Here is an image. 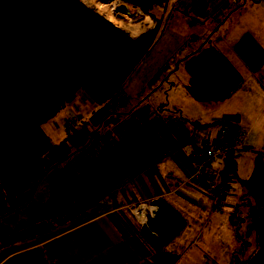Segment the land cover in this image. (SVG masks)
<instances>
[{"label": "trees", "instance_id": "trees-1", "mask_svg": "<svg viewBox=\"0 0 264 264\" xmlns=\"http://www.w3.org/2000/svg\"><path fill=\"white\" fill-rule=\"evenodd\" d=\"M99 1L107 4L113 0ZM123 1L139 8L155 25L134 39L129 64L119 74L115 61L118 47L110 37L96 34L90 40L69 41L68 20L60 0H0V207H6L0 221L20 210H26L28 215L14 229L7 222L0 225V247L65 228L113 190L176 151L197 128L216 125L231 131L238 129L227 121L200 123L182 118L188 121L186 127L178 120L169 124L152 117L147 99L158 86L129 105L130 97L124 92L127 78L155 43L161 22L157 12L164 11L169 0ZM178 63L187 75L185 91L197 102L224 103L243 83L238 68L209 41ZM169 68V64L162 65L164 71ZM82 70L92 72L80 88L99 108L86 123L55 142L41 125L73 101L75 94L69 88L68 76ZM114 107L119 110H112ZM126 108L129 109L125 111ZM120 116L131 118V129ZM111 125L115 126L113 130L100 133ZM120 125L124 127L119 134L121 143L116 138L109 140L108 146L93 155L97 143L110 139ZM180 126L182 132L176 129ZM158 128L165 134L153 145L141 138L132 143L123 141L130 133L146 129L154 132ZM241 149L230 151L219 170L221 177H232L242 188L230 214L231 219L237 212L243 211L244 216L241 225L233 226L240 247L233 251L231 264H239L241 253L247 250V241L239 233L245 222H249V232L255 235L253 253L245 264H264V151H259L252 174L243 178L238 175L237 153ZM80 150L85 156L77 161L79 170L55 188L59 196L52 209L34 201L47 174ZM189 241L180 244L166 264H173L178 254L188 248Z\"/></svg>", "mask_w": 264, "mask_h": 264}, {"label": "rangeland", "instance_id": "rangeland-1", "mask_svg": "<svg viewBox=\"0 0 264 264\" xmlns=\"http://www.w3.org/2000/svg\"><path fill=\"white\" fill-rule=\"evenodd\" d=\"M60 2L64 7L68 20L67 34L69 41L79 42L90 40L96 34L110 37L118 47V50L115 51V61L116 70L119 74L124 72L131 59L130 54L133 41L138 37L134 35L137 31L145 32L149 27H154L155 25L149 16H144L139 8L131 5V11H125L123 14L132 20L130 30L125 31L121 29V33H119L109 26L103 27L105 23H109L112 27L115 26L109 21L104 20L102 18L103 16L101 17L93 9L88 8L82 0H60ZM124 3L118 2L117 6ZM81 4L87 9H90V11L86 10ZM125 5L128 6L127 4ZM228 5V0H169L166 9L157 12L161 18V22L155 43L146 58L130 73L124 87V92L130 97L129 105L137 102L138 99H141L146 93L158 86L147 99V103L152 110V117L159 118V120L169 124H173L174 121L178 120L186 127H189L188 121L182 118L195 120L200 123L207 121L208 116L211 114V109L204 103L193 100L186 93L185 81L187 75L182 64L178 63V61L186 57L205 41H209L211 44H215L239 68V71H246L244 52L242 51L244 44L239 45L236 41H233V43L231 39L228 41L226 37L235 21V15L230 16L231 9L225 11V7H228ZM219 6L223 7V11H218ZM229 16L230 18H228ZM116 18L125 19L122 16H117ZM218 27L219 29L217 30ZM115 29L118 28L115 27ZM142 33H139V35ZM164 64L170 65L167 71L162 70V65ZM91 72V70H82L69 73V88L74 92L75 98L41 125L45 133L53 141L59 142L66 134L71 133L65 128L67 118L77 116L79 118L77 122L78 127L86 123L89 116L99 108V105L80 88L81 82ZM128 109L126 108L124 110L126 111ZM112 110L118 111L119 109L114 107ZM233 112L235 115L238 112L237 117L243 120V122L245 121L246 118H244V115L242 117L241 109H234ZM120 117L127 122L131 120L128 117ZM263 121L264 115L260 122ZM126 125L129 129L132 128L129 122ZM260 126H264V122L258 123L257 129ZM113 127L115 126L111 125L102 132L100 131V133L113 130ZM118 128L119 130L117 132L110 135V139L105 140V142L103 139L97 143L94 147L93 155L99 154L106 145L108 146L109 140L116 138L119 142L121 141L119 134L123 131L124 127L120 125ZM176 129L180 132L183 131L182 126ZM216 131V125L194 130L187 142L151 166L150 171L156 177L155 182H158V187L165 190L168 188L166 182L169 185L175 182V186L183 181L188 174V170L192 169L193 161L191 165L189 161L192 155L193 143L200 144L202 141L213 142L218 138V136L215 138ZM164 134L165 130L162 128H158L154 132L146 129L143 133L135 132L133 135L130 133L123 141L132 143L138 138H141L150 146L155 144ZM237 154H239L237 158L238 175L247 178L252 174L256 157L261 152H254L246 148L241 149ZM73 155L68 161L62 163L59 169H54L47 174L39 191L36 193L34 201L43 203V205L45 204L49 210L52 209L54 199L59 196V192L57 193L55 188L59 187L61 183L64 185L67 182L66 179L71 176L72 172L79 170L77 161L80 157L85 156V153L80 150ZM222 160L220 165L223 166L224 159ZM69 169H72V171ZM217 169L219 171L221 168L217 167ZM152 182H154L153 177ZM234 184L237 190L232 194L228 203L226 199V206L220 213H209L208 204L210 200L208 201L206 194L200 188L195 187L190 182L180 186L170 196L166 197L169 204L177 203L181 212H185V206L186 211L189 212L188 217L190 218L189 225L187 224L183 231L185 234L184 237L190 240L189 242L191 243L182 252V256L176 264H231L233 262L231 255L233 251H236L240 247V243L233 235V226L241 225L242 218L244 217L242 211L240 213L237 212V215L235 214L232 219L230 218V214L234 211V205L242 192L241 186L235 179ZM140 186L141 188L137 187V191L140 189L144 190V185L142 184ZM5 210L6 207L5 209L0 207V216ZM11 217L14 222L11 225L13 229L17 225H22L23 220L28 219L26 210L14 212ZM4 222H7V220L1 221L0 225ZM137 222L141 223L140 221ZM249 226V222H245L239 231L242 239L247 241L245 246H248L246 252L241 253L242 255H240L239 261H237L239 264H245L247 262L255 246V235H251ZM62 229L64 228L52 230L50 233H55ZM177 239L178 237L173 239L171 244L165 250H162L163 252L158 253L157 261H159V264L167 252L177 248L180 242ZM146 261V264H151L149 260Z\"/></svg>", "mask_w": 264, "mask_h": 264}, {"label": "crops", "instance_id": "crops-1", "mask_svg": "<svg viewBox=\"0 0 264 264\" xmlns=\"http://www.w3.org/2000/svg\"><path fill=\"white\" fill-rule=\"evenodd\" d=\"M228 1L229 5L225 7V11L231 9L230 16L235 15V21L226 37L228 41L231 39L232 42L236 41L239 45H245L242 51L246 71H240L243 83L229 100L220 104L204 103L211 109V114L204 123L216 121L233 123L238 126V129L247 131L244 139L245 146L242 150L249 147L255 151H264V126L257 129L258 123L264 122H260L264 115V0ZM219 7L218 11H223V7ZM105 26L121 33V30L115 29L109 23L103 24V27ZM151 28L153 27H149ZM234 109H241L242 117L244 115L246 118L244 122L237 117L238 112L235 115ZM216 127L215 138L221 131V126ZM194 145L196 143H193ZM192 161L193 155L190 156V165ZM222 161L221 159L216 162V168L223 167L220 165ZM150 169L151 167L147 168L113 190L71 221L64 229L55 233H42L0 247V264H146V260H149L151 264H159L158 253L165 250L171 241L161 251L153 250L139 233L143 223L137 222L129 208L136 203L159 197L166 200V197L180 186L189 183L191 169L179 184L174 186L175 182L172 185L166 182L168 188L165 190L158 187V182H155L156 177L152 175ZM142 184L144 190L137 191V187L141 188ZM231 197L232 195L227 197V203ZM170 205L181 210L177 203H170ZM184 210L185 212L182 213L186 218V225H189V212L186 211L185 206ZM11 216L8 215L3 219L7 220L6 224H14ZM183 230L175 237H178L177 240L180 241L178 246L188 240L184 237ZM175 249L167 252L160 260V264H166ZM181 256L182 253L178 254L173 264L178 263Z\"/></svg>", "mask_w": 264, "mask_h": 264}, {"label": "built area", "instance_id": "built-area-1", "mask_svg": "<svg viewBox=\"0 0 264 264\" xmlns=\"http://www.w3.org/2000/svg\"><path fill=\"white\" fill-rule=\"evenodd\" d=\"M79 118L72 116L66 119L65 128L68 132L74 131ZM76 126V127H73ZM247 131L236 129L231 131L228 127L221 129L216 140L209 143L202 141L192 148L193 164L188 181L200 188L209 201V213H220L226 206V199L236 192L234 179L228 175L221 177L215 164L223 159L230 151L243 148ZM137 221L144 223L155 207L150 201L136 203L129 208Z\"/></svg>", "mask_w": 264, "mask_h": 264}, {"label": "water", "instance_id": "water-1", "mask_svg": "<svg viewBox=\"0 0 264 264\" xmlns=\"http://www.w3.org/2000/svg\"><path fill=\"white\" fill-rule=\"evenodd\" d=\"M125 9L123 4L118 5L115 13L123 15ZM150 205L155 210L141 225L139 233L153 250L161 251L184 229L186 218L181 210L171 206L163 197L151 200Z\"/></svg>", "mask_w": 264, "mask_h": 264}, {"label": "bare ground", "instance_id": "bare-ground-1", "mask_svg": "<svg viewBox=\"0 0 264 264\" xmlns=\"http://www.w3.org/2000/svg\"><path fill=\"white\" fill-rule=\"evenodd\" d=\"M82 2L87 7L93 9L94 12L103 16L106 20L111 22L116 27L123 29L125 31L130 28L132 20L130 18L124 16V15H119V14L115 13V8L117 7V4H118V2H120V0H113L109 4L102 3L99 0H82ZM123 5L126 7L125 11H129V12L131 11L132 6L130 4H127L128 6H126L125 4H123ZM117 16H122L125 19L116 18ZM142 32H144V31H139V32L137 31V33L134 36H139V33H142Z\"/></svg>", "mask_w": 264, "mask_h": 264}]
</instances>
